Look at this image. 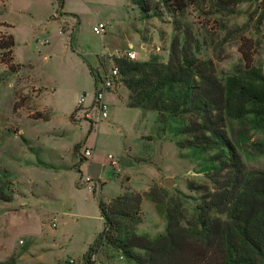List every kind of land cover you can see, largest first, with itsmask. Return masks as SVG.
<instances>
[{
  "label": "rangeland",
  "instance_id": "374dc122",
  "mask_svg": "<svg viewBox=\"0 0 264 264\" xmlns=\"http://www.w3.org/2000/svg\"><path fill=\"white\" fill-rule=\"evenodd\" d=\"M55 1L0 0V44L9 43L3 35L15 42L12 53L0 50V264H142L146 252L127 247L131 234L154 241L168 227L188 235L228 221L225 208L206 202L233 187V174L264 175V115L216 111L199 88L244 76L242 47L264 82L263 0H143L147 9L138 0H67L76 19L63 17L62 0ZM98 22L108 23L99 35ZM95 56L97 68L86 65ZM125 62H191L190 87L157 88L141 110L130 109ZM114 67L120 82L105 94L115 95L113 122L99 125L100 109L79 99ZM203 123L217 132L208 143L209 131H193ZM128 194L141 195L140 214L119 219L110 234L117 241L89 259L103 229L98 203Z\"/></svg>",
  "mask_w": 264,
  "mask_h": 264
},
{
  "label": "trees",
  "instance_id": "16d2710c",
  "mask_svg": "<svg viewBox=\"0 0 264 264\" xmlns=\"http://www.w3.org/2000/svg\"><path fill=\"white\" fill-rule=\"evenodd\" d=\"M176 2L178 1L176 0ZM136 4L143 9L148 8L143 0H138ZM63 5L64 0L60 5L61 8ZM261 6L264 13V0ZM1 38L9 40V43L0 44V50L9 49V52L12 53L15 46L13 37L3 35ZM241 53L249 70L244 76L230 79L226 87H222L211 80L212 82L204 84L201 89L199 88V94L216 111H226L236 118L243 116L246 112L258 116L264 115V82L253 66L251 54L245 51L243 47ZM191 65V62H187V66L179 65L178 68H173L172 66L155 65L147 62L135 64L125 62L121 73L122 75H131L126 85L131 92L129 107H143L146 97L154 94L157 88L171 87L174 83H180L186 89L189 88L185 78L193 72ZM90 73L94 78L92 70ZM132 73H137L141 79H136ZM147 83L154 86L152 91L144 90ZM168 109V106L164 105L157 110L161 114ZM193 128L195 132L209 131L211 136H203V143L210 142L212 135L217 134L216 130L211 129L206 123L194 125ZM191 133L193 134L192 131ZM233 182V187L230 189L220 188V191L213 196L215 199L206 202L205 205L206 209L225 208L228 221H222L212 228L208 226L207 229L204 228L195 234L188 235L185 234V230L182 234L181 232L178 234V232H173L171 227H168V233L154 241L131 234L130 237L126 238L127 247L142 249L146 252L142 264L264 263V175L249 180L244 176L237 178L236 174H233L230 176V184L232 185ZM92 192L93 194L96 193L95 191ZM0 198L4 199L3 194H0ZM141 200L139 194H128L118 196L108 204L98 203L101 217L104 220V228L89 248V259L92 258V253L96 249L104 245L105 241L108 243H111V240L117 241L110 234L112 231L117 232L120 225L119 219H135L136 215L140 214ZM127 247L124 246L123 248Z\"/></svg>",
  "mask_w": 264,
  "mask_h": 264
},
{
  "label": "built area",
  "instance_id": "2783aa9c",
  "mask_svg": "<svg viewBox=\"0 0 264 264\" xmlns=\"http://www.w3.org/2000/svg\"><path fill=\"white\" fill-rule=\"evenodd\" d=\"M106 30V25L104 23H98L94 26L93 31L95 34H103ZM128 57L131 60H134L136 57L135 53H129ZM120 71L118 67H114L109 69L108 72L104 71L99 76L101 77V80L99 79L98 84L99 87L96 89L95 93L93 94V98L89 106H84L83 99L80 100V104L83 106V108L87 109L91 107L93 104H95L94 109H100V119H104L107 117V104L105 101V94L112 91L114 86L117 85V81H119L120 78ZM120 82V81H119ZM98 106V107H97ZM81 111H84L83 109ZM92 155L91 150H87L85 152V157L90 158Z\"/></svg>",
  "mask_w": 264,
  "mask_h": 264
},
{
  "label": "crops",
  "instance_id": "0c3cea01",
  "mask_svg": "<svg viewBox=\"0 0 264 264\" xmlns=\"http://www.w3.org/2000/svg\"><path fill=\"white\" fill-rule=\"evenodd\" d=\"M45 1H47L48 2V4H49V6H53V3H55L56 5H57V3H56V1L55 0H45ZM52 4V5H51ZM52 8V7H51ZM51 10H53V9H51ZM50 9H49V11H48V20L49 21H57V23H58V25L60 24L59 22L61 21V20H54V19H52L51 20V18L54 16V15H59V13H58V11L56 10L55 12H53V11H51ZM62 11H63V17H66L67 15L68 16H73V19H76L77 17H78V15L75 13V12H72V11H70L69 10V8H68V6H67V0H64V5H63V8L61 9ZM50 18V19H49ZM98 23H104V22H98ZM97 23V24H98ZM105 25L106 24H108V23H104ZM96 25V24H95ZM95 25H93V28H94V26ZM109 26H112L111 24L109 25ZM108 50H106V49H103V50H101V51H98L97 52V54H100L101 56L102 55H104L106 52H107ZM97 56V55H96ZM95 56V58H87V63H86V65H90L91 67H94V68H97V57ZM88 67L87 66V69H88V72H89V75L91 76V73H90V68L91 67ZM99 73H101V72H99ZM91 80H92V76H91ZM92 82H93V80H92ZM94 84V83H93ZM93 92H94V89H93ZM82 96H81V98L79 99V101L81 100V99H83V103H84V106H89V104L91 103V101H92V98H93V94L94 93H92V94H90L89 95V93L87 92V90H82ZM85 95V96H84ZM113 97H115V95L113 94V93H108L107 95H106V98H105V100H106V104H107V117L106 118H104V119H102V120H100V123H99V125L102 123V121L103 120H105V119H110L111 117H110V115H109V103H110V99H112ZM125 102H126V105H127V107L128 108H130V109H135V110H141V109H137V108H131V107H129V105L127 104V101H128V95L126 94L125 95ZM74 108H75V102L73 103V106H72V108H71V110H70V114L73 112V110H74ZM110 120H112V122H113V119H110ZM98 125V126H99ZM88 163H90V161L88 162ZM85 164H87V163H84L83 165H82V167L85 165ZM82 167H81V170H82ZM80 170V171H81ZM80 173V172H79ZM96 178V177H95ZM76 187V186H75ZM77 188V187H76ZM79 189V188H78ZM89 190V189H88ZM91 192H92V190H90ZM92 194H93V192H92ZM98 210H99V207H98ZM99 214H100V210H99ZM100 218L103 220V218L101 217V214H100ZM103 228H104V220H103ZM103 231V229L100 231V233ZM99 233V234H100ZM98 234V235H99ZM98 237V236H97ZM92 245V244H91ZM90 245V246H91ZM90 248V247H89ZM89 250V249H88ZM85 255V254H84Z\"/></svg>",
  "mask_w": 264,
  "mask_h": 264
}]
</instances>
